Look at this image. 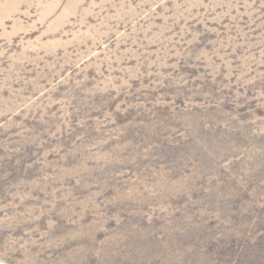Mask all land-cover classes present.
<instances>
[{
	"label": "rangeland",
	"instance_id": "rangeland-1",
	"mask_svg": "<svg viewBox=\"0 0 264 264\" xmlns=\"http://www.w3.org/2000/svg\"><path fill=\"white\" fill-rule=\"evenodd\" d=\"M0 264H264V0H0Z\"/></svg>",
	"mask_w": 264,
	"mask_h": 264
}]
</instances>
